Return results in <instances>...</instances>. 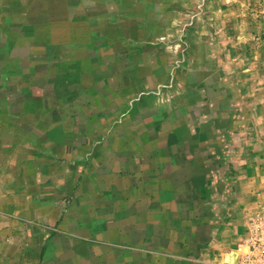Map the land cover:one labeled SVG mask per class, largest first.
<instances>
[{"label":"rangeland","instance_id":"374dc122","mask_svg":"<svg viewBox=\"0 0 264 264\" xmlns=\"http://www.w3.org/2000/svg\"><path fill=\"white\" fill-rule=\"evenodd\" d=\"M263 134L264 0H0V264H233Z\"/></svg>","mask_w":264,"mask_h":264},{"label":"built area","instance_id":"2783aa9c","mask_svg":"<svg viewBox=\"0 0 264 264\" xmlns=\"http://www.w3.org/2000/svg\"><path fill=\"white\" fill-rule=\"evenodd\" d=\"M233 264H264V212L249 222V235L239 243Z\"/></svg>","mask_w":264,"mask_h":264},{"label":"crops","instance_id":"0c3cea01","mask_svg":"<svg viewBox=\"0 0 264 264\" xmlns=\"http://www.w3.org/2000/svg\"><path fill=\"white\" fill-rule=\"evenodd\" d=\"M263 136H264V134H263ZM261 138H262V136H261ZM262 139H264V137L262 138ZM236 169L238 170V172H244V173H246V174H257V172H264V165L262 166V167H259V166H257V165H250V166H241V165H237L236 166ZM253 176H247L246 178L244 177V178H241L240 180H235V183H236V185H240V187L241 186H249V188H253V187H260L261 185L260 184H258L259 182H257V181H254L253 179ZM10 202L12 203V200H10ZM3 203V202H2ZM244 207V206H243ZM242 207V208H243ZM242 208H240V209H238L239 211L237 212V216H236V224L237 223H241V220H242V218H241V215L243 216V209ZM9 213H12L11 211L9 212ZM14 215V214H13ZM20 215L22 216V217H29V218H31L30 216H27V215H29V213H27L26 211H20ZM27 218H25V219H27ZM231 221V220H230ZM221 227H225L224 226V224L223 225H218L216 228L217 229H220ZM44 230L43 229H36V230H28V229H26V230H24V233L23 234H25V236L26 237H28V240L29 241H36V242H38V240L36 239H33V237H35L36 236V238H38V236H42V235H44ZM237 233V232H236ZM35 235V236H34ZM237 235V234H236ZM237 240V239H236ZM236 240L235 239H232L230 242H228L226 245L227 246H229V247H231V250H232V248L233 247H235V244H236ZM219 245H220V243H218ZM30 251V250H29ZM28 251V252H29ZM149 253V255L150 256H152V257H156L157 256V251H149L148 252ZM229 254H231V252L229 253ZM36 255H38L37 253H36ZM218 256H220V253L219 254H217L216 256H215V258L216 257H218ZM165 257V259L166 260H169L170 258L172 259V257H170V256H164ZM156 259V258H155ZM180 259H181V261H183L185 258L184 257H180ZM214 264V263H213Z\"/></svg>","mask_w":264,"mask_h":264},{"label":"bare ground","instance_id":"6f19581e","mask_svg":"<svg viewBox=\"0 0 264 264\" xmlns=\"http://www.w3.org/2000/svg\"><path fill=\"white\" fill-rule=\"evenodd\" d=\"M231 258V257H230ZM235 260H236V256H234V254H233V262H235ZM231 261V260H230Z\"/></svg>","mask_w":264,"mask_h":264}]
</instances>
